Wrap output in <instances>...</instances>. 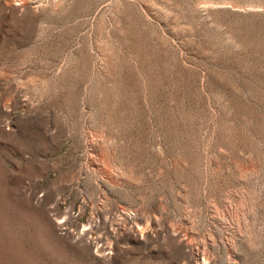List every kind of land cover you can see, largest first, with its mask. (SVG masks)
<instances>
[{"label": "rangeland", "instance_id": "1", "mask_svg": "<svg viewBox=\"0 0 264 264\" xmlns=\"http://www.w3.org/2000/svg\"><path fill=\"white\" fill-rule=\"evenodd\" d=\"M0 264H264V0H0Z\"/></svg>", "mask_w": 264, "mask_h": 264}]
</instances>
